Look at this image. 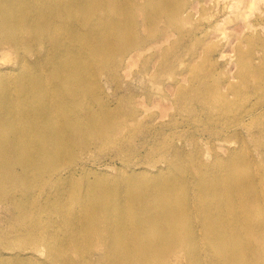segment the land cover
Masks as SVG:
<instances>
[{"label":"bare ground","instance_id":"bare-ground-1","mask_svg":"<svg viewBox=\"0 0 264 264\" xmlns=\"http://www.w3.org/2000/svg\"><path fill=\"white\" fill-rule=\"evenodd\" d=\"M233 1L229 6H247ZM181 6L184 0H0V60L10 63L0 66V204L11 206L7 212L12 217L11 228L0 234V264H264L263 156L242 149L236 154L237 147L228 144L226 156L213 157L206 171L212 182L206 186L198 157H180L178 148L174 157L182 167L154 164L152 169L144 163L138 171L119 168L106 197L101 196L104 177L94 180L99 184L95 189L89 187L94 182L87 184L83 204L61 192L68 178L63 173H73L66 162L78 157L72 147L85 144L77 125L84 122L93 135L105 133L104 127H96L82 93L85 84L97 86L104 70L117 73L109 44L122 40L125 48L131 31L133 43L122 53L130 60H124L127 65L155 48L161 62L174 68L175 43L198 28L191 6ZM140 29L148 36L162 35L146 47ZM110 33L118 37L108 38ZM164 42L169 44L161 46ZM250 52L237 53L238 74L263 78L264 63ZM183 67L188 73L190 66ZM223 82L235 94L230 81ZM168 90L163 99L172 94L183 107L195 103L198 108V64L192 74L173 79ZM212 94L224 98L218 115L233 113L237 124L245 126L264 114V94L259 92L255 102L246 98L237 109L217 85L202 95ZM249 134L262 147L264 131ZM52 188L59 190L58 198L51 203L40 199Z\"/></svg>","mask_w":264,"mask_h":264},{"label":"rangeland","instance_id":"rangeland-1","mask_svg":"<svg viewBox=\"0 0 264 264\" xmlns=\"http://www.w3.org/2000/svg\"><path fill=\"white\" fill-rule=\"evenodd\" d=\"M186 1L184 0V6L181 7H185L187 4L191 6L188 10L192 11L193 20L197 24L192 20L193 25L198 28L194 32L196 34L185 35L182 43H175L174 47L178 46L179 48L177 47V50L174 48V53L176 51L173 58L174 68L170 69L166 63H162L164 58L160 51L158 52L159 54L157 53L155 48L146 49L147 51L137 57L138 59L136 58L137 61L131 62L130 66L127 65L130 64L128 63L130 60L129 58L125 60L127 56L122 53L127 51L133 43L134 35L133 32L129 31L125 48L122 40L109 44L114 63H117L115 76H113L114 74L111 75L108 70L107 72L104 70V73L102 72L96 78V87H91L87 84L83 86L85 92L82 94L86 98L85 107L88 113H92L96 127H104L105 133L103 136L99 134L93 135L88 133L84 122H80L77 125L85 144L73 145L75 156L78 157L74 161L66 162V165L73 168V173L70 175L63 173L68 178L61 186V192L72 194L75 197L76 204L84 203L85 199H87L85 197L87 184L94 182L96 178H107L104 184L101 185V196L106 197L108 190L113 185L110 180L119 176V168L138 171L146 164L147 167L150 168L151 166L152 169L154 164L164 167L165 165H172L174 168L182 167V164L177 163L174 157L175 150L178 148L181 150L180 157H198V167L204 171L205 176L208 167L213 165V157L226 156V147L229 145L237 147L236 154L242 149V151H248L247 153L250 156H263L259 165L264 170V144L262 145L263 148H258L256 138L253 140L251 136L252 139H250L249 134L251 132H256L257 134L260 131H264V114L257 116L258 120L255 122L244 126L237 124L232 115L233 113L218 115L217 107H220L224 99L222 96L212 94L208 98H203V95L209 94L211 87L217 85L218 89L220 88L232 101V109H237L247 102V99L255 102L256 92L264 94V77L257 79L251 77L250 74L241 77L238 74L239 66L236 60L238 52L251 51L250 55H254L255 60L264 63V0H251L254 2L249 7L247 3L249 0H242L244 5L247 6L240 7L239 5L238 8L229 6V4L234 2L233 0H204L205 2L200 0L195 8H193V4L197 0ZM222 4L225 6L223 7ZM241 11L246 14L244 18L240 14ZM136 16V19L143 20L138 14ZM224 16L227 17L224 18ZM217 23L218 25L219 23L221 24L219 28L216 27ZM161 25L158 27H161ZM185 28L189 29L190 24L186 23ZM139 31L138 34H141L139 37L143 38L146 47H148L149 43L158 40L162 35V32H158L155 33L157 36L154 34L155 37L153 35H150V37L146 33L147 30L144 29L145 33L143 29ZM195 35L198 37L197 40L194 38ZM107 36L108 38L118 37L117 33H110ZM174 37L177 38V35L170 36L173 40ZM186 39L189 40L186 41ZM186 42L187 44H185ZM168 44L169 42H164L161 46ZM215 45L216 47L214 48ZM180 46H183V48ZM188 55L189 58L187 57ZM193 55H198L196 60H193ZM217 55L219 58H217ZM141 56L144 59H141ZM181 57L184 63L179 65ZM121 60L123 63L127 61V64L125 63L124 65ZM161 60L163 61L161 62ZM2 61L0 60V66L10 64L2 63ZM197 64L198 89H200L198 91V108L197 106L194 107L195 103L188 108L183 107L182 101L177 100V97L172 94H169V99H163L162 93L166 91L170 93L168 86L171 81L177 78L180 80L183 76L187 77L192 74V69ZM178 65L190 66V70L187 71L189 74L182 71L183 66L178 69ZM120 67L121 70H119ZM154 68L157 70H154ZM222 77L225 78L223 79ZM220 79L223 81L229 80L230 86H233L235 90V94L231 93V88L228 90L224 87V82ZM181 82L184 85L188 84L183 80ZM194 82L197 81L194 80ZM203 88L206 90L204 91ZM243 92L246 93L243 94ZM96 95L97 100L95 99ZM157 95L159 98H157ZM173 100L176 101L174 102ZM256 103L257 105L261 104L258 100ZM161 107L165 108L163 116L161 115L163 113V109L160 110ZM107 110L115 115L109 118L106 117L105 112ZM190 110H196V113L192 114ZM160 111L162 112L161 114ZM233 132L236 134L232 135ZM107 136L109 140H107ZM225 138L226 140H224ZM224 148L226 149L224 150ZM259 149H262V152ZM131 166L134 167L131 168ZM211 182V178L207 175L206 186H209ZM98 185V183L94 182L89 187L95 189ZM52 189L50 193L43 192L40 199L47 198L46 200L51 203L58 198L59 190ZM9 209H11L9 204L0 206V234L11 228L12 217L7 212ZM41 217L46 218V214H41ZM47 226L50 227V224L47 223ZM18 249L20 250V247Z\"/></svg>","mask_w":264,"mask_h":264}]
</instances>
